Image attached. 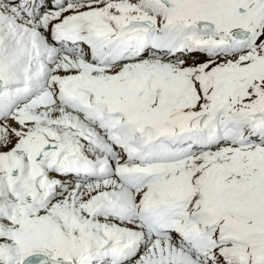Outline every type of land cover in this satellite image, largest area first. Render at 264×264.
Masks as SVG:
<instances>
[{
  "label": "snow or ice",
  "instance_id": "snow-or-ice-1",
  "mask_svg": "<svg viewBox=\"0 0 264 264\" xmlns=\"http://www.w3.org/2000/svg\"><path fill=\"white\" fill-rule=\"evenodd\" d=\"M0 264H264V0H0Z\"/></svg>",
  "mask_w": 264,
  "mask_h": 264
}]
</instances>
